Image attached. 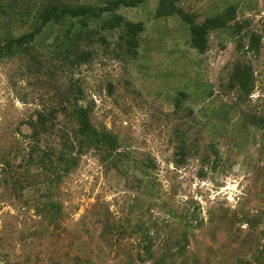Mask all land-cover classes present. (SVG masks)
I'll use <instances>...</instances> for the list:
<instances>
[{"label":"rangeland","instance_id":"1","mask_svg":"<svg viewBox=\"0 0 264 264\" xmlns=\"http://www.w3.org/2000/svg\"><path fill=\"white\" fill-rule=\"evenodd\" d=\"M178 2L198 20L233 5L243 29L211 30L198 52L185 23L155 17L157 0H145L118 10L144 24L135 59L93 42L91 59L70 66L52 55L48 26L29 58L0 61V264H264V0ZM0 24L1 40L27 30L13 15ZM241 63L252 70L247 95L230 79ZM75 97L128 160L82 154L47 190L60 206L50 215L46 175L35 160L26 167L27 122ZM4 164L19 183L5 186Z\"/></svg>","mask_w":264,"mask_h":264},{"label":"trees","instance_id":"2","mask_svg":"<svg viewBox=\"0 0 264 264\" xmlns=\"http://www.w3.org/2000/svg\"><path fill=\"white\" fill-rule=\"evenodd\" d=\"M144 2L145 0H0V22L7 14L16 16L21 23L27 25V30L23 33L5 40L0 39V61L16 56L29 58L35 38L48 26L56 27L52 39V55L70 66L80 65L91 59L93 52L89 46L93 42L106 48L113 45L112 50L120 49L124 58L135 59L144 24L142 21L127 19L118 10ZM154 15L158 18L177 16L188 26L189 43L198 52L206 50L211 30L229 28L234 34H240L243 29V24L236 19L233 5L226 6L218 14L198 20V14L185 9L178 0H157ZM101 31L115 33L116 38L111 42ZM259 43V38L250 34L247 50L258 52ZM230 79L240 92L249 94L253 84L251 66L237 64ZM73 90L70 86L61 95L72 96L75 93ZM35 113V118L27 122L31 155L26 167L30 172V163L35 160L38 175L39 171L41 175H46L43 186H46L44 196L51 205L47 208L51 211L50 215L57 214L60 206L55 205L47 190L51 191L54 182L62 179L77 165L82 154L94 151L102 157L104 163H109L112 167L128 160L127 156L123 158L124 154L119 150L121 146L117 136L92 123L91 107L83 104L81 98H73L72 103L57 100L56 106H42ZM45 138L51 140L43 147L42 140ZM184 151L183 149L182 156ZM1 170L6 175L3 176L6 187L19 183V178L12 173L11 165L4 164Z\"/></svg>","mask_w":264,"mask_h":264}]
</instances>
